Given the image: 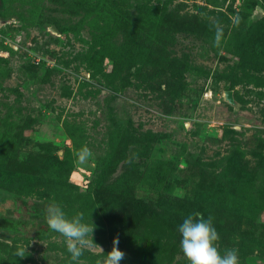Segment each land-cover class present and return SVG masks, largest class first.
<instances>
[{
  "label": "rangeland",
  "instance_id": "obj_1",
  "mask_svg": "<svg viewBox=\"0 0 264 264\" xmlns=\"http://www.w3.org/2000/svg\"><path fill=\"white\" fill-rule=\"evenodd\" d=\"M0 172V264H71L53 197L82 264H189L195 212L264 264V0H0Z\"/></svg>",
  "mask_w": 264,
  "mask_h": 264
},
{
  "label": "clouds",
  "instance_id": "obj_2",
  "mask_svg": "<svg viewBox=\"0 0 264 264\" xmlns=\"http://www.w3.org/2000/svg\"><path fill=\"white\" fill-rule=\"evenodd\" d=\"M234 25L239 26V21L234 20ZM213 46L220 47L224 39L223 27L217 22L214 26ZM92 155L86 147H82L77 153L80 163ZM46 223L48 227L64 237L67 251L71 257V264H82L81 257L84 251L94 242L93 233L95 227L85 222L84 213L77 212L72 216L66 214L59 203L52 198V202L46 208ZM181 235L180 247L189 264H240L238 250L226 249L223 253L217 246L220 236L213 224L212 217L205 219L202 213L195 212L184 218L178 226ZM119 237L113 240V247L103 258H98L96 264H120L125 258V253L118 247ZM26 249L18 247L15 255L25 257Z\"/></svg>",
  "mask_w": 264,
  "mask_h": 264
},
{
  "label": "water",
  "instance_id": "obj_3",
  "mask_svg": "<svg viewBox=\"0 0 264 264\" xmlns=\"http://www.w3.org/2000/svg\"><path fill=\"white\" fill-rule=\"evenodd\" d=\"M52 33H55V34H59L58 33V31L54 28V26H52V27H50V29H49ZM225 99L230 103V104H232L233 102H232V98H231V92H226L225 93Z\"/></svg>",
  "mask_w": 264,
  "mask_h": 264
},
{
  "label": "trees",
  "instance_id": "obj_4",
  "mask_svg": "<svg viewBox=\"0 0 264 264\" xmlns=\"http://www.w3.org/2000/svg\"><path fill=\"white\" fill-rule=\"evenodd\" d=\"M241 25H242V27H246V28H249L250 26H251V23H250V21H248L246 18H244L243 20H242V22H241ZM0 173H2L3 174V172H0ZM45 173V172H44ZM11 181V180H10ZM6 182H7V186L8 187H12V185L13 184H11V183H9V181L6 179Z\"/></svg>",
  "mask_w": 264,
  "mask_h": 264
}]
</instances>
